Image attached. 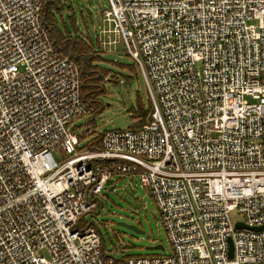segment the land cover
Segmentation results:
<instances>
[{"label": "built area", "instance_id": "1", "mask_svg": "<svg viewBox=\"0 0 264 264\" xmlns=\"http://www.w3.org/2000/svg\"><path fill=\"white\" fill-rule=\"evenodd\" d=\"M46 2L0 0V264H264V230L232 218L264 225V0H107L98 31L153 102L99 148L74 130L93 110ZM121 175L155 198L169 254L116 258L83 223Z\"/></svg>", "mask_w": 264, "mask_h": 264}, {"label": "rangeland", "instance_id": "2", "mask_svg": "<svg viewBox=\"0 0 264 264\" xmlns=\"http://www.w3.org/2000/svg\"><path fill=\"white\" fill-rule=\"evenodd\" d=\"M62 1L72 8L66 7L62 10L63 19L58 17L61 27L64 26V20L72 32L85 34L90 31L94 38L99 34L100 41L103 42V60L100 65L109 74L118 76L111 77L113 81L106 83V90L100 95L105 105L103 110L75 122L77 133L83 134L88 129L91 132H103L108 129L133 127L141 118L134 116L133 112L139 108L142 112L148 110L149 95L144 77L134 65L133 59L128 56L124 44H113L109 42L107 35L103 36L98 31V26L102 24V12L108 5L107 0ZM74 19L76 27L72 23ZM89 117L94 118L91 122L92 128L86 124ZM100 198L101 208L86 214L83 223L95 222L106 254L126 258L135 255L169 254L172 251L162 224L160 209L154 197L141 186L138 175L114 177ZM232 217L236 220L240 216L233 212ZM119 222L136 224L145 233H135L120 226ZM153 245H163L165 250L146 249V246Z\"/></svg>", "mask_w": 264, "mask_h": 264}, {"label": "trees", "instance_id": "3", "mask_svg": "<svg viewBox=\"0 0 264 264\" xmlns=\"http://www.w3.org/2000/svg\"><path fill=\"white\" fill-rule=\"evenodd\" d=\"M66 7L72 8L71 6L65 5L62 0H47L43 10L45 23L52 30L59 47L70 54L79 63L83 74L84 100L88 106L92 108V114H97L101 112L105 106L100 95L106 90V83L108 81H113V78L111 77L116 78L118 76L117 74H109V71L100 65L101 60H103V42L100 41L99 34L97 38H94L90 31H86L85 34H79L75 31L72 32L64 20H62L64 26L61 27L58 17L63 19L62 10ZM75 20L76 19L72 20V23L76 27ZM151 109L152 104L149 103L147 111L142 112L141 108L134 110V116L141 118L134 123L133 128H139L146 122ZM93 119L94 118L89 117L86 122V124H89L90 128H92L91 122ZM101 134L102 132L96 130H92L91 132L90 129L89 131L87 130L86 132H83V134H80V139L82 141L93 136L87 143L83 144V147L99 148L101 144ZM97 200L98 206L96 209H100L102 206V199L99 198Z\"/></svg>", "mask_w": 264, "mask_h": 264}, {"label": "bare ground", "instance_id": "4", "mask_svg": "<svg viewBox=\"0 0 264 264\" xmlns=\"http://www.w3.org/2000/svg\"><path fill=\"white\" fill-rule=\"evenodd\" d=\"M169 2H171L172 3V1H174V0H168ZM134 61V60H133ZM134 65L136 66V64H135V62H134ZM136 68H137V66H136ZM158 68V67H157ZM157 68H155V69H157ZM138 69V68H137ZM138 71H139V69H138ZM74 77V76H73ZM83 85V84H82ZM83 87V86H82ZM148 95H149V92H148ZM149 100H150V103L152 104V99L150 98V95H149ZM91 114V113H90ZM89 115V114H88ZM76 128H77V125L75 126V131H76ZM88 131H89V129H88ZM77 132V131H76ZM89 141V139L87 138L86 139V142H88ZM63 150H61V151H56L55 152V155L59 158V159H61V160H63V161H71L72 160V158H73V156H72V154H70V153H68V152H65V151H63ZM103 194V193H102ZM101 194V195H102ZM154 200H155V198H154ZM155 202H156V200H155ZM157 203V202H156ZM158 205V204H157ZM233 212H237L238 214H239V219H236V220H234V223H235V227H236V229H251V230H257V231H261V230H264V228H262V229H257V228H261V227H263L264 225H262V226H249V225H247L243 220H242V215L237 211V210H234V211H232V214H233ZM233 218V217H232ZM238 223H242L243 224V227H241V228H238L237 227V224ZM229 243H230V247H229V258H233L234 257V245H233V242L230 240L229 241ZM231 246H232V249H233V255H232V257L230 256V250H231Z\"/></svg>", "mask_w": 264, "mask_h": 264}, {"label": "water", "instance_id": "5", "mask_svg": "<svg viewBox=\"0 0 264 264\" xmlns=\"http://www.w3.org/2000/svg\"><path fill=\"white\" fill-rule=\"evenodd\" d=\"M119 225L120 226H123V227H125V228H127L129 230H132L133 232L138 233V234H144L145 233L144 231L140 230L137 227L136 224H129V223H126V222H119ZM237 227L238 228H241V227H243V224L242 223H238L237 224ZM262 228H264V226L261 227V228H257V229H262ZM146 249H148V250H161V251H164L165 250V247L163 245H153V246H146ZM232 255H233V249H232V246H231L230 256L232 257Z\"/></svg>", "mask_w": 264, "mask_h": 264}, {"label": "crops", "instance_id": "6", "mask_svg": "<svg viewBox=\"0 0 264 264\" xmlns=\"http://www.w3.org/2000/svg\"><path fill=\"white\" fill-rule=\"evenodd\" d=\"M93 136H91L89 139H91Z\"/></svg>", "mask_w": 264, "mask_h": 264}]
</instances>
